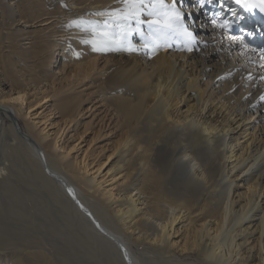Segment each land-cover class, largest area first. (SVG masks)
Wrapping results in <instances>:
<instances>
[{
    "label": "bare ground",
    "instance_id": "1",
    "mask_svg": "<svg viewBox=\"0 0 264 264\" xmlns=\"http://www.w3.org/2000/svg\"><path fill=\"white\" fill-rule=\"evenodd\" d=\"M163 2L125 20L124 0H0L13 31L0 37V263L264 264V11ZM175 11L194 42L150 25ZM106 25L113 42L97 51ZM56 50L102 65L98 92L126 130L96 169L20 127ZM71 97L58 99L68 119ZM117 175V191L99 180Z\"/></svg>",
    "mask_w": 264,
    "mask_h": 264
},
{
    "label": "rangeland",
    "instance_id": "2",
    "mask_svg": "<svg viewBox=\"0 0 264 264\" xmlns=\"http://www.w3.org/2000/svg\"><path fill=\"white\" fill-rule=\"evenodd\" d=\"M0 6V37L8 38L10 37L9 33H13L10 30V28L12 29L11 21L6 16L8 14L4 4L0 3ZM217 6L219 7V0H217ZM39 21L40 19L33 20L29 26L36 29L42 28L45 24H41ZM189 21L187 16V23H191ZM193 26L195 27L196 24ZM33 28L30 29L27 36L40 37L36 35ZM40 34L43 35V33ZM66 54L68 53L56 50L52 52L50 60L43 62L44 65L39 73L46 76L50 86L45 94H29L27 99L29 110L25 113L29 112L30 115L25 114L24 117L19 118L20 127L23 132L31 130L37 136L42 137V141L46 145L57 143L58 148L55 153L60 158L67 157L66 161L75 165V168L80 169L84 165L87 167L89 165L96 169V162L112 153L115 146L124 138L126 130L123 129V122L111 107L102 101V96L98 92V82L95 79L99 77L102 65L99 64L100 67L97 68V71L91 73L88 70L87 52L83 51L77 57H72L74 62L65 58L66 61L64 59ZM67 57L70 58L68 55ZM32 64L34 63H30V65ZM74 92L78 93V97H71L64 101L67 105L66 110L70 111V115L74 114L73 118L68 119L63 115L64 112L58 99ZM6 104L18 103L7 100ZM6 104L2 103L1 106ZM2 153L0 147V155ZM99 180L106 181L104 187L113 191L119 190L123 183L120 175L114 178L102 176ZM13 259L2 258L0 264H44L26 261L19 263L17 259Z\"/></svg>",
    "mask_w": 264,
    "mask_h": 264
},
{
    "label": "snow or ice",
    "instance_id": "3",
    "mask_svg": "<svg viewBox=\"0 0 264 264\" xmlns=\"http://www.w3.org/2000/svg\"><path fill=\"white\" fill-rule=\"evenodd\" d=\"M126 4H130V8L127 10V14L124 15V19L128 20L132 16H137L139 15L140 12L143 11L144 7H155L156 4L158 3L161 8H167L168 6L164 4L163 0H155V3L152 5H145V0H124ZM237 3H241L242 0H236ZM245 7H250L246 0L244 2ZM259 6L261 11H264V0H259ZM135 9V11H133ZM174 9V5H173ZM110 15L112 16H117L119 17L121 14L119 13H111ZM148 15L153 16V15H159L158 13H154L152 11H149ZM182 14H180L178 11H175L173 15H167L164 20H153L150 21L151 24H157L159 25V30L161 31H176V32H183L184 35L188 38L189 41L194 42L195 38L192 36L191 33L187 32L186 29H184L183 24L180 22V17ZM143 21H140L137 19V23H142ZM215 23V22H214ZM122 27H126V25H123ZM218 27H226V25H218ZM108 25L105 26L104 31L97 32L95 34V37L90 43L93 44V47L96 48L97 51L101 50H106L107 47L110 45V43L113 42V36L112 33L107 31ZM98 45H100L98 47ZM147 46V45H146ZM191 51V47L188 49ZM264 58V56H262ZM261 100H264V96H261Z\"/></svg>",
    "mask_w": 264,
    "mask_h": 264
}]
</instances>
